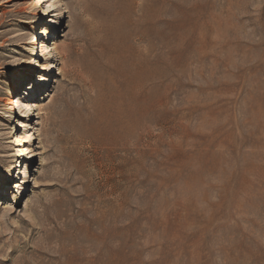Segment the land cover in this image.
<instances>
[{"label": "rangeland", "instance_id": "rangeland-1", "mask_svg": "<svg viewBox=\"0 0 264 264\" xmlns=\"http://www.w3.org/2000/svg\"><path fill=\"white\" fill-rule=\"evenodd\" d=\"M34 1L0 0V264H264V0Z\"/></svg>", "mask_w": 264, "mask_h": 264}, {"label": "bare ground", "instance_id": "bare-ground-1", "mask_svg": "<svg viewBox=\"0 0 264 264\" xmlns=\"http://www.w3.org/2000/svg\"><path fill=\"white\" fill-rule=\"evenodd\" d=\"M40 2H41V0H36V1H34L32 4H31V7H32V9H33V13L32 14H34L35 16L33 17V19H32V21H34L35 19H36V15H40V14H42V15H44L45 13H46V11H47V9H44L43 8V5H41L40 4ZM53 4H51V6H52ZM40 6V7H39ZM61 12V10H59L57 13H60ZM47 14V13H46ZM34 24V22H32V27L34 26L33 25ZM42 36H44L45 34H47V31H42L41 33H40ZM33 39H34V37H32V44L33 45H35L36 43L33 41ZM41 52H43V49H41ZM37 67V63H31L30 64V70H28L27 72H32L35 68ZM7 102V104L10 106L9 107V109H10V111H12V110H14L15 109V106L17 107L18 105H19V102H18V100H16L15 102H14V100H13V97L12 98H10L8 101H6ZM18 107H20V105L18 106ZM26 107H27V112H31V111H33V113H34V110H33V107H34V105L33 104H26ZM62 107V106H61ZM63 108V107H62ZM55 112H56V110H55ZM64 111H63V109L60 111V115L62 116L64 113H63ZM57 117V116H56ZM27 134H28V137L30 138L32 135L30 134V132H27ZM17 137V136H16ZM27 137V138H28ZM23 137L22 136H18V138L16 139V141H17V143H16V145H19V142H21V141H23ZM28 148V147H27ZM23 149H21V151H22ZM16 167H17V163H16V161L13 163V164H11V168L13 169V170H15L16 169ZM11 169V170H12ZM28 177H25V181H27L28 179H27ZM2 183L0 182V185H1Z\"/></svg>", "mask_w": 264, "mask_h": 264}]
</instances>
